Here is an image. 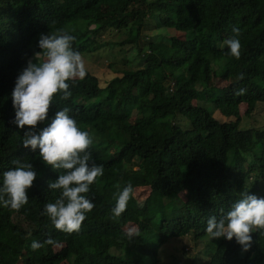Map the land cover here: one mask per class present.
I'll return each instance as SVG.
<instances>
[{
	"label": "trees",
	"instance_id": "1",
	"mask_svg": "<svg viewBox=\"0 0 264 264\" xmlns=\"http://www.w3.org/2000/svg\"><path fill=\"white\" fill-rule=\"evenodd\" d=\"M169 28L182 34L168 35ZM113 30L120 39L111 42V62L124 53L123 73L100 87L87 72L69 81L68 98L54 94L50 109L77 96L95 99L81 106L78 127L90 133L87 151L103 175L85 194L93 208L68 233L43 212L59 196L48 182L63 170L22 146L11 92L41 51V33L66 32L75 50L92 54ZM233 37L238 58L225 44ZM241 104L246 114L264 105V0H0V174L15 160L37 172L25 205L0 207V264H18L19 254L38 264H150L171 240L188 236L205 239L201 264H264V230L251 233L246 252L235 238L210 239L205 231L207 219L227 211L241 191L264 196V128L214 115ZM127 184L151 190L140 201L132 196L115 217L116 194ZM131 230L137 235L130 239ZM33 241L40 246L33 249Z\"/></svg>",
	"mask_w": 264,
	"mask_h": 264
},
{
	"label": "clouds",
	"instance_id": "2",
	"mask_svg": "<svg viewBox=\"0 0 264 264\" xmlns=\"http://www.w3.org/2000/svg\"><path fill=\"white\" fill-rule=\"evenodd\" d=\"M118 39L120 37L117 35ZM73 40L74 37L66 32L41 33L37 41L41 51L34 54V59H28L17 75L11 92L15 113L12 122L23 132L22 146L38 152L45 165L57 171L63 170L62 174L58 171L55 180L48 182V189L59 190V196L54 202L46 203L43 212L56 229L68 233L78 231L86 213L93 208V202L85 194L95 179L103 175V165L92 161L87 151L93 143L90 133L78 127L83 125L81 106L95 99L74 97L68 101L70 105L50 115L54 94L68 98L71 95L69 81L82 79L87 73L82 59L86 55L73 48ZM225 44L229 55L238 58L239 40L233 37L227 39ZM240 91L243 92V89ZM12 163L13 167L0 174V207L19 209L28 202L27 190L33 185L37 172L31 163L20 160ZM133 195L131 184L118 190L111 210L113 216H120ZM91 196H94L93 193ZM258 230H264V196L244 190L222 215L210 216L205 226L210 239L223 237L231 241L235 238L245 252L252 245L251 233ZM127 235L131 239L137 233L131 230ZM49 243H52L51 238ZM39 246L37 241L31 244L33 249ZM17 262L38 264L21 254L17 256Z\"/></svg>",
	"mask_w": 264,
	"mask_h": 264
},
{
	"label": "rangeland",
	"instance_id": "3",
	"mask_svg": "<svg viewBox=\"0 0 264 264\" xmlns=\"http://www.w3.org/2000/svg\"><path fill=\"white\" fill-rule=\"evenodd\" d=\"M165 33L168 35L180 36L182 33L169 28L165 29ZM105 41H108L109 44L104 47L102 50L92 53L85 54L86 56L82 57L84 61L85 70L89 73L96 75L99 78L100 85L105 86L111 77L114 75L120 76L123 73L124 61L122 57L124 53H117L115 55V62L111 65V42L117 40V31L113 30L110 34H107L104 38ZM84 55V54H83ZM78 78V77H77ZM215 84L225 85L226 82L220 83V81L215 79ZM194 104H199L197 100L193 101ZM202 106L206 105L205 102L201 103ZM259 107V108H258ZM255 108L252 113L246 114V105L241 104L239 109L232 113L231 115L224 116L220 108H217L214 112L216 118L222 120H232L235 118H240V127L247 128L251 125L256 127L264 128V105H259ZM260 110V112L258 111ZM184 123L187 124L188 121L184 120ZM149 185L146 187H139L134 192L133 198H138L137 200L145 199L150 193ZM205 239L196 241L192 237H184L179 239H173L167 243L162 249L159 258L154 261H150V264H201L200 261H196V255L198 252H202L204 248Z\"/></svg>",
	"mask_w": 264,
	"mask_h": 264
}]
</instances>
